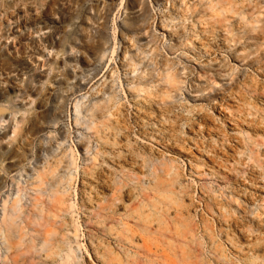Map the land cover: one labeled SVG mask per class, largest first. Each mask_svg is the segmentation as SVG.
<instances>
[{
  "label": "rangeland",
  "instance_id": "374dc122",
  "mask_svg": "<svg viewBox=\"0 0 264 264\" xmlns=\"http://www.w3.org/2000/svg\"><path fill=\"white\" fill-rule=\"evenodd\" d=\"M76 1V68L90 67L99 40L106 50L89 90L61 70L64 119L21 150L2 200H28L42 164L72 177L54 264H264V0H143L142 19L129 13L135 0ZM166 62L172 82L158 76ZM101 83L114 95L111 121L126 127L115 142L87 129ZM102 156L112 189L130 191L106 223L81 206L112 193L96 188Z\"/></svg>",
  "mask_w": 264,
  "mask_h": 264
},
{
  "label": "bare ground",
  "instance_id": "6f19581e",
  "mask_svg": "<svg viewBox=\"0 0 264 264\" xmlns=\"http://www.w3.org/2000/svg\"><path fill=\"white\" fill-rule=\"evenodd\" d=\"M142 2L135 0L129 5L131 16L143 18ZM80 23L76 0H0V243L3 244L0 251L4 249L0 264H54L52 255L65 250V231L70 221L63 205L68 201L72 177L57 179L53 164H42L32 178L28 200L23 202L19 194L10 200L9 196L2 198L9 176L21 167L20 152L28 141L46 138L47 130L57 128L64 119L65 97L61 85L65 79L61 70L69 75L66 85L69 80L80 87L91 85L89 74L102 60L106 44L99 40L98 51H94L90 61H85L90 67L77 69L73 48L79 43L75 32L82 27ZM140 31L146 33L147 27L141 24ZM60 53L67 56V63L56 58ZM50 58L54 60L51 62ZM151 61L159 69L158 62L153 58ZM163 67L158 76L162 74V80L172 82L170 64L166 62ZM100 86L102 88L93 94V107L88 109L98 125L90 124L87 129L96 127L100 142L110 139L115 142L118 133L126 127L120 125L117 117L111 121V117L117 115L114 95L110 86L105 83ZM107 122L112 125L107 126ZM105 127L111 131L106 132ZM99 146L96 159L105 144ZM104 162L102 156L95 177L96 188L103 194L107 190L112 193L97 199L90 192L88 200L82 198L81 206L86 210L91 208L94 216L106 223L112 207L118 205L121 198H127L130 191L125 187L118 195V190L112 189L115 186L113 172L104 168ZM164 171L170 170L166 167ZM37 255L51 258V262L43 263ZM69 258L67 253L63 261L67 263Z\"/></svg>",
  "mask_w": 264,
  "mask_h": 264
}]
</instances>
